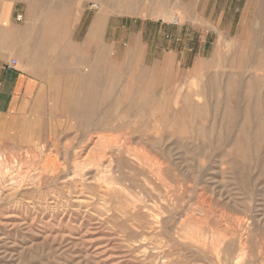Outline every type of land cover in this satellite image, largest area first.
<instances>
[{
    "label": "rangeland",
    "instance_id": "obj_1",
    "mask_svg": "<svg viewBox=\"0 0 264 264\" xmlns=\"http://www.w3.org/2000/svg\"><path fill=\"white\" fill-rule=\"evenodd\" d=\"M33 1L0 0L11 40L57 21L45 96L0 133V264H264V0L122 2L92 45L97 0Z\"/></svg>",
    "mask_w": 264,
    "mask_h": 264
},
{
    "label": "crops",
    "instance_id": "obj_2",
    "mask_svg": "<svg viewBox=\"0 0 264 264\" xmlns=\"http://www.w3.org/2000/svg\"><path fill=\"white\" fill-rule=\"evenodd\" d=\"M96 20L97 15L91 19L87 26L84 36L86 41ZM109 29L110 19H107L102 23V38L106 37ZM132 36H135V33H131ZM38 38L40 37L37 34L29 36L21 33L17 40H11V45L6 51L0 53V133L2 134L13 136L15 123L20 125L23 121H28L29 117L26 114L28 111L36 110L37 96L40 95L41 101L45 96L46 67L43 65L44 61L40 60L38 52L33 51L35 39ZM15 45L21 46V49H15ZM75 56L76 52L73 58L75 68L71 71L74 77L77 75V58ZM13 60L18 62L14 68L9 67ZM50 76L51 74H49ZM6 140L2 143H7L8 139L6 138Z\"/></svg>",
    "mask_w": 264,
    "mask_h": 264
},
{
    "label": "bare ground",
    "instance_id": "obj_3",
    "mask_svg": "<svg viewBox=\"0 0 264 264\" xmlns=\"http://www.w3.org/2000/svg\"><path fill=\"white\" fill-rule=\"evenodd\" d=\"M58 1H59V3H57V5L56 4L53 5L54 6L53 11L56 12V13H54L55 16L57 15L58 10H60L59 6L62 4V2H69V0H58ZM169 1L170 0H97V3H95V4H97V7H98L97 20H96V23L94 24V26L92 27L91 31L89 32L86 43L88 45H92L95 43V41L99 40V38L101 37V33H102V23L107 19V16L109 15V13L113 9L117 8L119 4H122V2L126 3L127 7H131L133 5H136L138 7L139 5H141L143 12H145L146 9L149 8L152 15L155 16L156 18H158L164 22H171L173 12L171 10ZM60 2H61V4H60ZM144 2H145V4H144ZM27 3L29 6V12L32 15L37 16L41 13V10L39 9L37 2H34L33 0H27ZM142 4H144V6H142ZM69 5H70V9H69V14H68L67 24L65 25V34L67 33V28H68V24L70 22V19L75 12L74 6L71 4H69ZM1 7H2V9L0 12V24H1L2 28L5 30L6 34L9 35V40L11 41L12 32H13L12 29H10V24H9L10 23L9 20H10V16H11V9H12L11 3L5 2L4 5ZM48 12L50 14V11H48ZM173 21H175V19H173ZM47 22H49V23L47 24ZM47 22H45V24L43 25V28L41 29L40 33L38 32V30H36L37 28H36L35 24L29 25L27 27L26 31L24 32L25 34H28L29 36H32L33 34H35V35L37 34V36L40 37V38H38L39 41L36 42L35 45L33 46L34 49L37 47V45L40 49L43 48V49H46L48 51L53 49L52 47L54 44L52 42V36L50 35V31L53 30L54 24L57 21H56V19H50ZM0 35L2 36V34H0ZM3 36H4V34H3ZM3 45H4V43H3ZM55 46H57V45H55ZM136 52L137 51H135L134 48H132V47L129 48L127 50V55L129 57V59H133V56H135ZM94 74H95V70L93 69V67H90L89 70L85 71L83 78H81L82 82H83V84H82L83 85L82 86L83 87L82 88L83 94L81 95V98L77 99V101H76L77 110H79V111H87V112L92 113V111L95 110L94 105L96 104L95 95H96L97 90H96V88H92V89L90 88L89 89L87 87L89 84H91V79L93 78ZM109 94L110 93H108V95ZM241 111H242V109H241ZM144 117H146V116H144Z\"/></svg>",
    "mask_w": 264,
    "mask_h": 264
},
{
    "label": "built area",
    "instance_id": "obj_4",
    "mask_svg": "<svg viewBox=\"0 0 264 264\" xmlns=\"http://www.w3.org/2000/svg\"><path fill=\"white\" fill-rule=\"evenodd\" d=\"M91 9H98L97 4H92V5H91ZM17 20H18V21H21V20H22V16H19V17L17 18ZM173 25H180L179 20H178V19H175V21L173 22ZM17 65H18L17 60H13V61L11 62V64L9 65V67L14 68V67H16Z\"/></svg>",
    "mask_w": 264,
    "mask_h": 264
}]
</instances>
